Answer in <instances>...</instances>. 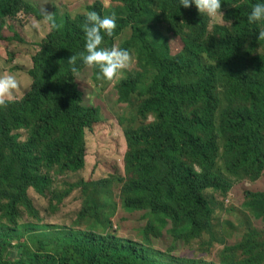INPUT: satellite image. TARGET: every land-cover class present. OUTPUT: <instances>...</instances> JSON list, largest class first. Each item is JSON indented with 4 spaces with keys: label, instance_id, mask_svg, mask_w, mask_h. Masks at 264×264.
<instances>
[{
    "label": "trees",
    "instance_id": "1",
    "mask_svg": "<svg viewBox=\"0 0 264 264\" xmlns=\"http://www.w3.org/2000/svg\"><path fill=\"white\" fill-rule=\"evenodd\" d=\"M115 1L118 6L110 10L95 2L86 11L116 15L117 27L101 47L111 48L130 31L120 48L133 54L137 71L117 82V101L143 97L137 115L154 116V121L124 129L125 174L67 185L56 198L50 174L83 169L85 132L101 118L97 107L82 104L76 75L67 64L71 55L84 51V16L54 14L56 27L48 20L51 29L31 56L28 90L0 106V221L15 225L19 208L36 219L28 189L61 202L81 186L85 192L77 216L84 228L55 232L45 241L47 249L22 247L12 257L5 256L8 234L0 230V264H176L111 232L118 204L126 214H142V244L165 232L188 243L212 229L204 192L224 195L229 190L230 183L216 170L220 148L229 175L254 180L264 170V38L259 37L264 23L247 22L257 0H224L223 24L212 26L194 5L178 9L176 0ZM18 14L43 18L23 0H0V47L26 42L15 33L10 38L2 33L7 20ZM160 25L180 38L178 53H170ZM76 67L80 73L87 66L77 61ZM243 206L264 222V192H246ZM218 264H264V229L249 227L239 243L220 252Z\"/></svg>",
    "mask_w": 264,
    "mask_h": 264
},
{
    "label": "rangeland",
    "instance_id": "2",
    "mask_svg": "<svg viewBox=\"0 0 264 264\" xmlns=\"http://www.w3.org/2000/svg\"><path fill=\"white\" fill-rule=\"evenodd\" d=\"M38 9L42 19L36 20L31 16L16 17L7 20L2 31L4 37H24L26 42L12 41L8 45L0 47V75H14L18 81V87L12 91L10 99L22 97L29 88L30 78L27 77L24 68L30 67V57L38 50L39 43L50 31L47 17L54 14L69 15L75 17L86 12L87 7L99 2L106 10L118 6L115 0H23ZM26 21L24 26L21 22ZM209 25L223 24L221 18L208 19ZM24 26V27H23ZM159 30L165 34L168 40L170 53H178L182 49L179 37L166 32L167 28L160 25ZM130 31L125 30L113 41L112 47H119L128 40ZM260 54V51L257 52ZM98 69L86 67L79 76H75L78 90L82 94L84 106L97 107L101 123L91 132L86 131L84 142L86 147L85 164L82 170L75 173H51L53 180V191L58 193L60 198L67 185H80L97 181L113 173L125 174L123 159L127 150L124 129L138 127L154 121V116H147L141 119L137 115V108L143 97L132 95L129 102L121 104L117 101V82H107L98 78ZM137 71L136 61L133 54H130V65L123 74L124 79L131 72ZM120 79V80H122ZM119 80V81H120ZM221 98L223 99L222 95ZM225 101L220 107H225ZM26 134L21 133V140H25ZM222 141L219 142L221 146ZM221 148L219 159L216 163V170L230 183L226 194L207 190L204 197L212 210V229L207 234L189 241H174L171 235L166 232L159 238H151L149 245L141 243V230L146 221L141 213L126 214L118 204L117 211L112 218L111 232L122 240H130L145 247L144 249L154 251L163 258L173 259L176 264H218L220 252L228 246L239 243L242 234L253 227L259 231L264 229L263 220H256L248 213L243 204L245 193L264 192V170L260 177L254 180L244 174L229 175L225 172ZM127 177V176H126ZM83 188L77 186L71 194L61 202L54 199H47L38 195L32 189L27 190L33 208L37 212L36 219L27 216L25 211L18 209L19 216L15 225L0 221L2 235L7 233L6 249L9 250L5 256H15L20 253L22 247L30 251L47 249L45 241H49L55 232L63 230L78 229V225L84 228L78 220V213L82 207ZM52 193V192H51ZM118 202V194H114ZM0 234V240H1ZM169 251V252H167Z\"/></svg>",
    "mask_w": 264,
    "mask_h": 264
},
{
    "label": "clouds",
    "instance_id": "3",
    "mask_svg": "<svg viewBox=\"0 0 264 264\" xmlns=\"http://www.w3.org/2000/svg\"><path fill=\"white\" fill-rule=\"evenodd\" d=\"M224 0H176L177 7L188 8L195 6L198 13L207 16L213 20L224 17L221 11ZM234 8L238 5L232 4ZM84 16L82 30L84 33V51L78 55H71L67 64L71 65V71L79 76L76 67L77 61L89 68H97L98 78L107 82H117L123 78L125 70L130 65V53L127 49L119 47L104 48L101 47L105 37H111L116 29V15L101 16L96 11H86L81 13ZM47 19L53 28L56 24L51 16ZM249 24L264 23V0H257L252 5L248 15ZM259 37L264 38V31L259 33ZM18 87V81L14 75H0V106H6L11 102L12 91Z\"/></svg>",
    "mask_w": 264,
    "mask_h": 264
},
{
    "label": "crops",
    "instance_id": "4",
    "mask_svg": "<svg viewBox=\"0 0 264 264\" xmlns=\"http://www.w3.org/2000/svg\"><path fill=\"white\" fill-rule=\"evenodd\" d=\"M23 17H25L24 15H22ZM6 24V23H5ZM21 24H23L24 26L26 25V21H23V22H21ZM23 26V27H24ZM5 27V26H4ZM30 67H31V57H30ZM30 67H28V68H24V70L27 72L29 69H30ZM30 83V82H29Z\"/></svg>",
    "mask_w": 264,
    "mask_h": 264
}]
</instances>
